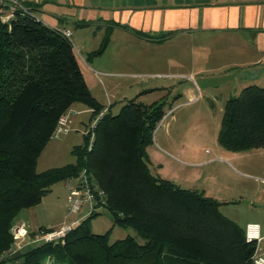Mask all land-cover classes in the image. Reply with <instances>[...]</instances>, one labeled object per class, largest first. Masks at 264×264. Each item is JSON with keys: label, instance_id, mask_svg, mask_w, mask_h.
Listing matches in <instances>:
<instances>
[{"label": "trees", "instance_id": "16d2710c", "mask_svg": "<svg viewBox=\"0 0 264 264\" xmlns=\"http://www.w3.org/2000/svg\"><path fill=\"white\" fill-rule=\"evenodd\" d=\"M26 9L0 22V253L12 242L16 213L81 171L103 191L100 207L111 224L131 228L141 242L126 235L109 243V230L92 233L93 211L62 237L27 246L0 264H251L255 242L219 212L221 202L150 172L146 147L162 103L132 98L114 114L103 110L84 83L70 40ZM108 34L89 56L102 52ZM73 103L89 108L90 117L102 112L91 140L82 134L72 146L73 162L36 172L57 119ZM216 142L231 152L264 148V86H244L226 99Z\"/></svg>", "mask_w": 264, "mask_h": 264}, {"label": "rangeland", "instance_id": "374dc122", "mask_svg": "<svg viewBox=\"0 0 264 264\" xmlns=\"http://www.w3.org/2000/svg\"><path fill=\"white\" fill-rule=\"evenodd\" d=\"M70 42L83 71L84 81L93 97L105 109L108 107L110 113L114 114L127 100L135 98L134 87L128 86L129 82L147 77L131 78L127 74H118L129 73L132 68L127 64L112 63L110 59V53L114 51L112 45L106 51L110 57L102 55L100 59H93L95 61L92 67L105 71L104 74H96L86 63L85 57L79 52L73 40L70 39ZM190 53V48L182 51L184 61L189 60ZM185 64L181 66L168 64L167 67L162 65L151 70L159 73L155 80L164 87L167 86L166 78L160 74H172L173 77L169 80L173 81V85L142 98L146 105L152 102L162 103V116L152 131L151 143L146 147L149 170L180 188L203 190L204 195L223 202L219 212L222 215L223 213L229 215L226 216L228 218L234 217L243 230L248 224L256 225L260 238L256 247L259 251H264V148L231 152L221 148L216 142L223 105L228 97L238 95L244 86L232 84L228 88L227 98L219 97V93L212 86L219 83L220 75L206 72L199 75L202 77L201 80L198 78L196 80L200 85L207 84L205 94L200 91L198 95L194 90L193 100H189L187 95L175 96L177 92L170 87L175 88L184 82L182 73L189 70ZM85 68L88 73L84 71ZM259 85L264 86L263 82L257 84ZM87 115L84 114L81 118L85 124L80 126V129H71L68 124L58 136L50 137L36 159V172L73 162L71 148L81 143L82 131L94 117L87 121ZM225 154H230L231 157L228 158ZM67 191L68 188L61 181L56 182L37 204L16 213L9 232L11 234L14 223L21 222L25 234L16 240L11 234L12 242L9 246L13 252H7V248L0 253V260L13 256L16 251L27 246H35L37 244L35 236L40 232L55 231L88 215L84 207L77 212H69L66 209ZM95 211L97 214L89 220V229L92 233L102 234L109 230L107 235L109 243L126 235L133 236L136 241L141 242L131 228L112 225L110 214L104 207H99ZM25 222L28 223L26 226ZM32 224L44 228L39 227L28 232L26 227L28 229Z\"/></svg>", "mask_w": 264, "mask_h": 264}, {"label": "crops", "instance_id": "0c3cea01", "mask_svg": "<svg viewBox=\"0 0 264 264\" xmlns=\"http://www.w3.org/2000/svg\"><path fill=\"white\" fill-rule=\"evenodd\" d=\"M17 1L43 24L68 31L69 40H73L91 67L93 59H100L102 55L110 57L106 51L112 45V63L127 64L132 68L129 73L118 74H127L131 78L147 77L128 84L134 87L135 100L141 103L145 96L173 85L169 80L172 74H160L166 78L167 86L164 87L155 80L159 73L151 71L168 64L181 66L190 62L187 64L189 70L182 73L183 77L178 75L184 82L175 88L170 87L177 92L175 96L187 95L189 100L194 99V90L198 95L200 91L206 93L207 84L200 85L196 81L197 78L201 80V73L220 75L219 83L212 86L219 97H226L232 84H264V0ZM105 31L109 34L104 49L89 56L99 47ZM187 48L191 50L190 58L184 61L181 53ZM169 50L171 52L168 53ZM76 61L84 80L83 71ZM92 69L96 74L105 73ZM84 71L88 73L86 68ZM65 112L66 125L74 130L84 126L81 120L84 114H88L87 121L90 119V109L81 103L71 104ZM225 155L231 157L230 154ZM229 219L237 223L234 217ZM39 227L43 226L32 224L26 230L30 232Z\"/></svg>", "mask_w": 264, "mask_h": 264}, {"label": "built area", "instance_id": "2783aa9c", "mask_svg": "<svg viewBox=\"0 0 264 264\" xmlns=\"http://www.w3.org/2000/svg\"><path fill=\"white\" fill-rule=\"evenodd\" d=\"M17 10H20L23 13H28L27 9L17 0H0V22H8L14 17V13ZM60 32L69 39L68 31L62 30ZM101 113L102 112H99L94 115L91 122L87 124V128L82 131L83 134H89V140H91L92 128L99 119ZM66 116V112L59 116L51 136H58V134L62 133L66 127ZM62 183L68 188L65 200L66 209L69 212H77L84 207L87 214H90L100 207L103 198V191L97 188L84 171H81L76 177H70L63 180ZM77 222H72L66 226L57 228L55 231L40 232V234L35 236V242L56 240L62 237L64 233ZM11 234L15 240L21 239L25 234L23 224L21 222L14 223ZM244 235L247 241L253 240L255 242V250L251 257V264H264V251H259L256 247V244L260 239L257 226L254 224H248L244 230ZM10 248L11 246L8 247L7 252H13Z\"/></svg>", "mask_w": 264, "mask_h": 264}, {"label": "water", "instance_id": "95a60500", "mask_svg": "<svg viewBox=\"0 0 264 264\" xmlns=\"http://www.w3.org/2000/svg\"><path fill=\"white\" fill-rule=\"evenodd\" d=\"M19 254V251H16L15 253H14V256H17Z\"/></svg>", "mask_w": 264, "mask_h": 264}]
</instances>
